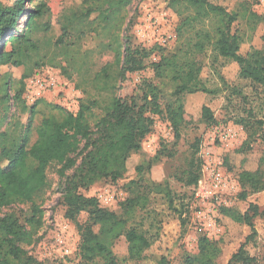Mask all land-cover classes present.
Masks as SVG:
<instances>
[{
  "label": "rangeland",
  "instance_id": "obj_1",
  "mask_svg": "<svg viewBox=\"0 0 264 264\" xmlns=\"http://www.w3.org/2000/svg\"><path fill=\"white\" fill-rule=\"evenodd\" d=\"M4 1L11 4L15 0ZM40 2L50 11L38 22L49 24L46 36L56 41L62 33L59 18L77 7L80 0H27L18 29H22L28 14ZM227 3L230 10L238 14L232 29L241 36V52L246 55L262 49L264 0H228ZM126 11L122 35H128L132 47L147 49L149 56L142 70L129 72L119 81L116 95L128 100L135 98L141 103L146 84L151 82L160 88V105L165 109L176 97L172 85L155 76L152 63L178 46L180 39L176 27L181 18L169 6V0H130ZM43 35V32L38 34L39 37ZM101 41L91 33L73 48L72 67L78 64L81 69L83 65L80 72L67 66L63 55L60 59L64 69L46 64L36 70L32 76L38 72L50 73L57 83L54 90L43 93L36 101L45 99L72 107L89 98L105 102L109 95L96 91L83 80L94 76L114 59L110 50L102 48ZM197 60L202 65V79L208 92L184 96L180 137H176L164 114L154 115L152 131L141 149L131 153L123 178L117 181L101 179L87 189H80L86 196L97 197L102 208L118 214L123 212L122 203L127 198L139 192L146 196L145 207L127 227L147 231L151 246L141 259L132 260L128 256L126 239L119 237L115 240L114 251L120 264H159L162 256H167L169 264H199L193 259L199 253L202 237L213 241L218 249L214 262L227 264L251 232L240 220L251 204L259 207L260 214L254 218L256 241L248 250L257 258V264H264V127L260 124L264 119V88L241 77L239 64L222 57L213 47L199 54ZM8 70L9 81L17 83L25 67L10 66ZM9 92L12 97L14 90ZM24 97L28 105L36 102L26 94ZM16 105L12 98L7 104L0 99V131L17 115ZM204 106L211 109L214 121L203 117ZM100 113L102 110H94L95 116L90 118L92 126ZM84 154L85 151L73 154L77 166ZM58 169L49 171L52 187L41 202L43 216L34 228L35 241L26 250L37 259V264H84L78 250L79 226L90 216L82 212L75 221L66 218L62 194L76 167L68 169L65 175H60ZM246 172L256 174L261 182L256 184L242 179ZM196 175L198 181L189 183ZM131 181L136 184L130 185ZM9 212L15 213L20 222L31 229L30 204L3 208L0 215ZM59 238L64 241L62 245ZM64 247L69 249L68 253Z\"/></svg>",
  "mask_w": 264,
  "mask_h": 264
},
{
  "label": "trees",
  "instance_id": "obj_2",
  "mask_svg": "<svg viewBox=\"0 0 264 264\" xmlns=\"http://www.w3.org/2000/svg\"><path fill=\"white\" fill-rule=\"evenodd\" d=\"M227 1L169 0L171 9L181 18L176 27L180 42L172 53L152 63L155 76L170 83L176 97L162 109L160 88L151 82L146 84L141 103L135 98L128 100L116 95L119 81L129 72L142 70L149 56L147 49L132 47L128 35H122L130 0H80L77 7L59 18L62 33L56 41L46 36L49 24L38 22L50 11L44 2L34 7L22 29H18L27 0H15L11 4L0 0V99L7 104L12 98L18 109L17 115L0 131V213L3 208L15 204H30L32 209L28 219L31 229H27L13 212L0 215V264L38 263L26 247L35 241L34 228L43 216L41 202L52 187L49 171L56 167L60 175L76 167L67 180L62 199L69 220L75 221L82 212L90 216L79 226L78 250L84 264H120L114 244L121 236L126 239L130 259L143 257L151 246L147 231L127 226L145 207L146 196L139 192L127 198L122 203L123 212L118 214L102 208L97 197L86 196L80 189H87L101 179L117 181L123 178L131 153L141 149L152 131L154 115L164 114L176 137H180L184 96L208 92L202 79V65L197 60L206 49L213 47L222 57L236 61L241 77L264 88V45L246 55L241 52V36L232 29L238 14L230 10ZM39 32L44 35L39 37ZM91 33L102 39V48L110 50L114 59L94 76L83 80L109 98L102 103L97 98L83 100L77 113L45 99L28 105L24 97L26 79L46 64L64 69L62 55L67 66L82 71L83 65L81 69L78 64L72 67V52L82 38ZM10 66L25 67L17 83L9 81ZM10 89L14 90L12 97ZM95 109L102 113L92 126L90 118L95 116ZM203 117L214 121L208 106L203 107ZM260 124L264 127V119ZM79 151L85 154L77 166L73 154ZM242 179L256 184L261 182L256 174L249 172L242 175ZM197 181L196 175L189 183ZM259 214V207L251 204L241 215L240 220L251 232L227 264H257L248 246L255 244L258 233L254 218ZM212 242L207 237L200 239L199 253L193 262L216 264L214 258L218 249ZM159 264H169L167 256H162Z\"/></svg>",
  "mask_w": 264,
  "mask_h": 264
},
{
  "label": "built area",
  "instance_id": "obj_3",
  "mask_svg": "<svg viewBox=\"0 0 264 264\" xmlns=\"http://www.w3.org/2000/svg\"><path fill=\"white\" fill-rule=\"evenodd\" d=\"M56 86H57L56 79L50 73L48 75H44L41 72H38L32 77H29V79L26 81L25 94L28 99L36 101V99H38L43 93L54 90ZM58 103L73 113H77L79 109V105H73L72 107L70 105L68 106L65 103H61V102ZM58 240L61 245L64 243V241L61 238H59ZM64 248H65V252L68 253L69 249L66 247Z\"/></svg>",
  "mask_w": 264,
  "mask_h": 264
}]
</instances>
